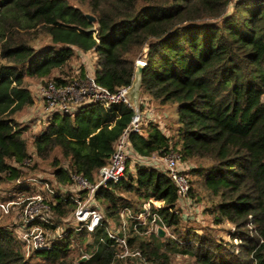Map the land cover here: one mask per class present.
Returning a JSON list of instances; mask_svg holds the SVG:
<instances>
[{
	"label": "trees",
	"instance_id": "trees-1",
	"mask_svg": "<svg viewBox=\"0 0 264 264\" xmlns=\"http://www.w3.org/2000/svg\"><path fill=\"white\" fill-rule=\"evenodd\" d=\"M76 50L95 55V80L111 92L129 86L137 60L145 62L140 98L173 105L175 114L165 130L148 122L131 132L133 151L177 152L189 165L188 197L204 201L215 225L231 224L239 244L229 246L211 226L201 235L184 226L169 177L127 159L123 177L97 189L103 217L93 231L69 229L50 248L27 250L0 222V264L120 263L107 227L121 209L150 198L161 202L169 235L139 234L130 221L127 242L152 264H169L176 252L193 264H264V0H0V184L14 185L1 200L33 191L29 126L16 118L35 103L28 80L71 78ZM134 113L125 104H94L55 115L33 136L34 153L50 160L60 185L71 183L70 172L95 182ZM51 197L58 220L76 208L69 192Z\"/></svg>",
	"mask_w": 264,
	"mask_h": 264
},
{
	"label": "built area",
	"instance_id": "built-area-1",
	"mask_svg": "<svg viewBox=\"0 0 264 264\" xmlns=\"http://www.w3.org/2000/svg\"><path fill=\"white\" fill-rule=\"evenodd\" d=\"M92 55L95 58V55ZM138 61L144 62L143 60ZM128 87L122 86L111 92L96 82L94 69L90 73L74 70L72 77L63 82L49 80L39 87L37 97L41 99L44 105V112L38 122L42 121L45 126L55 115H74L94 104L103 107L105 110H110L119 104L133 107L126 97ZM143 101L139 98L138 110L135 111L130 123L123 129L120 137L114 143V151L99 169L95 182H91L80 173L70 172L71 183L69 186L72 191H69V193L77 205L68 218L58 220L51 210L50 200L46 201L38 197L41 201V211L37 215H40L33 218L32 212H29L26 219V222L30 223L32 219L39 218V224L33 230L36 231L34 241L31 245L28 244L27 250L50 248L54 240L62 238L69 229L78 231L86 228L88 231H93L103 217L102 209L98 206L95 197L97 189L107 181L118 182L123 177L128 155L133 157L132 161L142 162L156 168H158L156 164L162 165L158 169L164 172L175 186L179 206L184 199L188 198L190 186L187 174L188 164L181 160L177 152L172 151L163 155L154 153L151 156L144 157L136 154L132 149L129 139L130 133L140 131L141 126L148 123L142 124L139 118L138 111ZM181 163L186 166L180 167ZM51 201L55 203V201ZM160 205V201L150 198L144 201L136 210L129 207L121 209L118 223H109L107 236L118 249L117 257L120 263L117 264H152L145 259L139 250L129 247L127 229L131 221L133 230L139 234L145 236L156 235L157 227L161 226L166 230V235H169L168 229L157 210ZM8 207V203L0 202L1 210L7 211ZM43 211L47 213L46 216H44ZM48 213L51 215H48ZM21 239L28 241L24 236H21ZM102 240V238L99 239V241ZM83 256L87 259L89 254L84 253L81 257Z\"/></svg>",
	"mask_w": 264,
	"mask_h": 264
},
{
	"label": "rangeland",
	"instance_id": "rangeland-1",
	"mask_svg": "<svg viewBox=\"0 0 264 264\" xmlns=\"http://www.w3.org/2000/svg\"><path fill=\"white\" fill-rule=\"evenodd\" d=\"M72 1V0H71ZM41 44V43H39ZM140 60V59H138ZM137 60V61H138ZM96 59L89 52H81L76 50L74 56L71 60V66L74 70H82L84 73H90L91 70L95 68ZM50 79L45 78L44 81L40 79H29L28 86L31 90V93L35 97L34 105L25 108L20 113L16 114V118L22 124H27L29 129L25 131V136L28 139V150L30 152L31 160L30 164L34 163L37 167L28 174L27 182L32 188V192H26L25 195H21L20 193L15 194V198L12 200H1L2 198H6L10 196L11 189L13 188V184L3 185L0 184V202L8 203V209L5 211L1 210L0 214V222L7 224L10 228H12L16 234L21 238H27L26 247L28 244H32L35 238L36 231L34 228L37 226L39 218L32 219L30 223L26 222L28 218L29 212H32L33 218L40 215L41 206L38 197L41 199L53 200L51 197V193L53 190L59 189L62 192L72 191L69 185H60L58 184L53 177V166L50 164V160H41L39 159L33 149L32 139L33 136L39 133V131L44 127V123L38 122V119H41V115L44 112V105L41 102V99L37 97V92L39 87L45 84ZM264 98V97H263ZM142 108H139V118L142 124H146L147 122H157L162 130L166 129V125L169 124V121L174 117V107L173 105H164L162 107H158L151 101H149L146 97L143 98ZM55 155H58V152H55ZM128 159H133L131 155H128ZM142 163V162H141ZM158 165V168H161L162 165ZM186 166L181 163L180 167ZM189 167V165H188ZM130 168L132 170V164H130ZM188 169V168H187ZM51 190V191H50ZM54 201V200H53ZM97 204L100 208H102L100 202L97 200ZM181 214L183 217L182 224L184 226H192L197 231L198 234H203L207 226L213 227V232L217 235V237L222 238L225 243L232 244L233 248H236L239 244L238 238H231L230 234L232 229L234 228L231 224L223 223L220 225H215L212 221V218L205 213L203 208L205 207L204 201L194 202L189 197L184 199L180 206ZM44 216H46V212L43 211ZM48 215H51L48 213ZM67 216L66 218H68ZM168 235L165 236L167 238ZM164 238V239H165ZM163 239V240H164ZM161 240V241H163ZM166 240V239H165ZM88 242L92 241V237H88ZM169 264H193L192 258L187 254H183L180 252H176L171 255V259Z\"/></svg>",
	"mask_w": 264,
	"mask_h": 264
},
{
	"label": "water",
	"instance_id": "water-1",
	"mask_svg": "<svg viewBox=\"0 0 264 264\" xmlns=\"http://www.w3.org/2000/svg\"><path fill=\"white\" fill-rule=\"evenodd\" d=\"M86 16L91 21L94 19L93 16L91 15L87 14ZM144 64L145 63L142 61L136 62L134 73H133V79L131 81V84L127 88V92H126V97L128 101L131 103V105L133 106L135 111L138 110V107H139L140 87H141L142 70H143ZM156 235L159 238L163 239L166 236V230L163 227L158 226L156 230ZM85 260L86 258L83 256L78 259V262H82Z\"/></svg>",
	"mask_w": 264,
	"mask_h": 264
}]
</instances>
